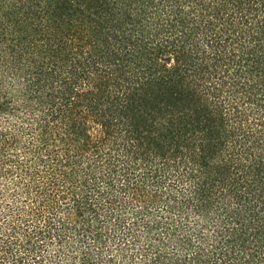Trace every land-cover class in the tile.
I'll return each mask as SVG.
<instances>
[{"label":"trees","instance_id":"16d2710c","mask_svg":"<svg viewBox=\"0 0 264 264\" xmlns=\"http://www.w3.org/2000/svg\"><path fill=\"white\" fill-rule=\"evenodd\" d=\"M0 264H264V0H0Z\"/></svg>","mask_w":264,"mask_h":264}]
</instances>
